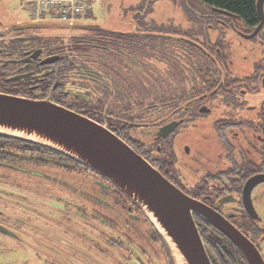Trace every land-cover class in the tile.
<instances>
[{
    "label": "flooded vegetation",
    "instance_id": "obj_1",
    "mask_svg": "<svg viewBox=\"0 0 264 264\" xmlns=\"http://www.w3.org/2000/svg\"><path fill=\"white\" fill-rule=\"evenodd\" d=\"M193 5L198 12L173 28L149 32L142 20L127 30L67 27L0 0V92L51 100L106 126L264 261V17ZM195 221L212 264H249L228 235ZM100 258L174 264L151 222L96 171L0 137V264Z\"/></svg>",
    "mask_w": 264,
    "mask_h": 264
},
{
    "label": "water",
    "instance_id": "obj_2",
    "mask_svg": "<svg viewBox=\"0 0 264 264\" xmlns=\"http://www.w3.org/2000/svg\"><path fill=\"white\" fill-rule=\"evenodd\" d=\"M264 17V0L257 1ZM67 26L101 29L99 24ZM75 24V25H74ZM0 134L44 145L81 162L121 190L165 239L174 264H212L198 215L228 235L249 264H264L254 245L204 202L181 190L106 126L51 100L0 92ZM259 180L252 179V187Z\"/></svg>",
    "mask_w": 264,
    "mask_h": 264
},
{
    "label": "rangeland",
    "instance_id": "obj_3",
    "mask_svg": "<svg viewBox=\"0 0 264 264\" xmlns=\"http://www.w3.org/2000/svg\"><path fill=\"white\" fill-rule=\"evenodd\" d=\"M32 1L20 0L19 10L28 12ZM193 2L194 0H89V17L79 19L77 23H94L103 28L127 30L138 28L139 21L142 20L141 24L149 32H155L161 28H173V24L186 14L198 12ZM44 16L51 18L53 11L45 9ZM100 259L104 264H110L104 258Z\"/></svg>",
    "mask_w": 264,
    "mask_h": 264
},
{
    "label": "built area",
    "instance_id": "obj_4",
    "mask_svg": "<svg viewBox=\"0 0 264 264\" xmlns=\"http://www.w3.org/2000/svg\"><path fill=\"white\" fill-rule=\"evenodd\" d=\"M45 8L53 9L55 17L61 20H73L87 15V0H36L31 5V12L39 17Z\"/></svg>",
    "mask_w": 264,
    "mask_h": 264
},
{
    "label": "trees",
    "instance_id": "obj_5",
    "mask_svg": "<svg viewBox=\"0 0 264 264\" xmlns=\"http://www.w3.org/2000/svg\"><path fill=\"white\" fill-rule=\"evenodd\" d=\"M201 2L210 5L212 7H216V8H221V9H225L228 10L232 13L235 14H240V15H244L246 18H248L249 20H254L255 19V12L257 9V1L258 0H200ZM0 137H7V138H13V139H17L18 141H27L24 139H20L17 137H12V136H7V135H2L0 134ZM28 142V141H27ZM89 168V167H88ZM110 183V182H109ZM111 187L115 190V192H117L118 194H120L121 196H123V198L127 199V201H129V203L134 207H137L131 200H129L127 198V196L121 192L115 185H113L112 183H110ZM137 209L139 211H141L138 207ZM142 213V212H141ZM146 217V216H145ZM147 218V217H146ZM147 221H150L147 218ZM152 224V223H151ZM154 227V226H153ZM155 228V227H154ZM156 229V228H155ZM157 230V229H156ZM158 232V231H157ZM159 233V232H158ZM160 235V233H159Z\"/></svg>",
    "mask_w": 264,
    "mask_h": 264
}]
</instances>
